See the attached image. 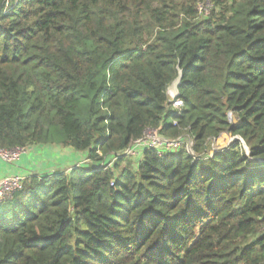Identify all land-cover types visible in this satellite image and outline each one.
Here are the masks:
<instances>
[{
	"label": "trees",
	"instance_id": "trees-1",
	"mask_svg": "<svg viewBox=\"0 0 264 264\" xmlns=\"http://www.w3.org/2000/svg\"><path fill=\"white\" fill-rule=\"evenodd\" d=\"M45 147L85 163L0 201V264H264V0H0V150Z\"/></svg>",
	"mask_w": 264,
	"mask_h": 264
},
{
	"label": "built area",
	"instance_id": "built-area-1",
	"mask_svg": "<svg viewBox=\"0 0 264 264\" xmlns=\"http://www.w3.org/2000/svg\"><path fill=\"white\" fill-rule=\"evenodd\" d=\"M176 82V81H175ZM173 83L168 87L167 94L169 95V101L171 106L175 109L180 111L183 106L182 101L178 97V90L177 87L179 83H176V86L172 92H170V88L172 87ZM167 95V96H168ZM150 136L146 135L143 139L135 141L134 145L136 146H147V147H164V149H172L175 148L176 143L169 142L164 140L163 138L159 137L155 131H147ZM146 132V133H147ZM145 133V134H146ZM23 150H0V160L5 162L6 164L14 163ZM134 154V151H133ZM24 178L20 176H13V177H6L0 179V201H4L10 199L13 193L21 188L22 181Z\"/></svg>",
	"mask_w": 264,
	"mask_h": 264
},
{
	"label": "crops",
	"instance_id": "crops-1",
	"mask_svg": "<svg viewBox=\"0 0 264 264\" xmlns=\"http://www.w3.org/2000/svg\"><path fill=\"white\" fill-rule=\"evenodd\" d=\"M53 151L51 150L49 152L51 153ZM50 153H46L45 149L30 148L23 150L19 158L10 165L0 160V179L13 176H20L25 179L31 175H37L38 172H42L48 168L49 164L46 158L47 154ZM57 154L59 153L57 152ZM50 166L52 165L50 164Z\"/></svg>",
	"mask_w": 264,
	"mask_h": 264
},
{
	"label": "rangeland",
	"instance_id": "rangeland-1",
	"mask_svg": "<svg viewBox=\"0 0 264 264\" xmlns=\"http://www.w3.org/2000/svg\"><path fill=\"white\" fill-rule=\"evenodd\" d=\"M168 97H169V95H168ZM148 134L149 133L147 132L145 134V136ZM148 136H150V134ZM229 142H230V137L226 136V134H223L217 140H215L213 148L216 150H221L222 148H224L223 145H226ZM42 149H45L46 153L47 152L50 153L49 151H51V150H54V151L51 152L50 154H47L46 161L49 164V166L46 170H43L42 172H38L37 174H39V175H51V174L56 173V172H63L68 167L70 168L71 166H74V165H80V166L84 165L85 160H86L85 156H83V155H79L77 159H73V157H71L72 152L67 151V149L66 150L61 149L60 147H52V148L45 147ZM57 152L59 154H57ZM65 156L71 157L72 159H70V158L66 159ZM50 164L52 166H50ZM7 165H10V164H7Z\"/></svg>",
	"mask_w": 264,
	"mask_h": 264
},
{
	"label": "water",
	"instance_id": "water-1",
	"mask_svg": "<svg viewBox=\"0 0 264 264\" xmlns=\"http://www.w3.org/2000/svg\"><path fill=\"white\" fill-rule=\"evenodd\" d=\"M180 78H181V74H180V71H179V77L175 80L177 84L179 83ZM175 81H174V82H175ZM174 82H173V83H174ZM226 136H228V135H226ZM233 140H235V139L230 138V142L233 141ZM230 142H229V143H230ZM229 143L226 144V145H223L224 148H226V147L229 145ZM221 148H222V147H221ZM224 148H222V149H224ZM214 150H216V149H214ZM214 152H215V151H214Z\"/></svg>",
	"mask_w": 264,
	"mask_h": 264
},
{
	"label": "bare ground",
	"instance_id": "bare-ground-1",
	"mask_svg": "<svg viewBox=\"0 0 264 264\" xmlns=\"http://www.w3.org/2000/svg\"><path fill=\"white\" fill-rule=\"evenodd\" d=\"M175 86H176V82L173 83L172 87L170 88V92L174 90Z\"/></svg>",
	"mask_w": 264,
	"mask_h": 264
}]
</instances>
